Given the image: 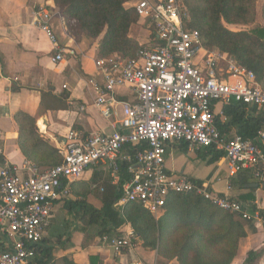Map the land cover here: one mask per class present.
<instances>
[{"label": "built area", "instance_id": "2783aa9c", "mask_svg": "<svg viewBox=\"0 0 264 264\" xmlns=\"http://www.w3.org/2000/svg\"><path fill=\"white\" fill-rule=\"evenodd\" d=\"M132 7L151 30L154 42L145 45L137 58L114 54L96 59L102 82L93 77L87 82L96 90L94 105L105 118L113 115L114 104H121L120 130L87 135L71 131L60 149L63 160L54 167L40 170L27 161L21 167L6 164L0 169V264L33 260L34 245L47 233L55 202H65L71 183L98 164L106 166L112 184H119L121 162L128 163L130 178L115 203L121 213L127 202H136L157 217L170 193L193 190L264 229V216L258 211H248L240 200L165 168L166 149L173 143L220 152L232 175L264 163L260 147L264 126L251 139L228 136L217 128L214 109L216 102H238L264 112V91L254 74L218 49L202 46L199 32L184 25L188 19L184 0H135ZM55 13L48 3L40 4L33 23L51 43L55 51L51 61L58 64L64 62L68 50L59 45L53 30ZM122 86L131 90V100L115 99V90ZM128 146L137 149L124 153ZM119 233L105 234L99 240L115 254L134 250L137 234L130 229Z\"/></svg>", "mask_w": 264, "mask_h": 264}, {"label": "trees", "instance_id": "16d2710c", "mask_svg": "<svg viewBox=\"0 0 264 264\" xmlns=\"http://www.w3.org/2000/svg\"><path fill=\"white\" fill-rule=\"evenodd\" d=\"M133 0H53L62 12L68 32L75 38L85 36L99 39L98 51L101 58L120 54L125 59L137 58L139 51L153 43L152 33L145 44L130 37L132 25L139 21L136 10L126 6ZM188 19L186 28L195 29L200 34L205 49L216 48L232 58L239 66L251 71L256 82L264 91V0L261 5L262 25L249 29L232 30L229 26L253 24L257 16V0H184ZM223 122L217 119L221 132L232 128L242 138H253L264 126V112L256 108H246L238 102L223 105ZM17 125V145L22 155L40 170L54 167L63 160V153L43 138L36 126V116L24 111L14 115ZM145 145L138 146V148ZM264 154V144L260 145ZM136 146H128L125 152L133 154ZM213 160L221 153L210 150ZM121 180L111 184L104 178L103 191L96 195L101 206L87 201L89 183H97L96 173L90 182L72 183L75 201L66 202L74 218L79 221L82 234L81 247L93 240L88 232L96 228L95 236L101 237L112 231L119 233L128 224L137 234L141 246L156 252L157 264L175 259L178 264H231L237 254L239 240L246 235L242 218L225 211L203 198L195 191L170 193L163 208L164 213L157 218L136 202H127L121 213L115 203L122 196V185L126 179L128 163L121 162ZM257 172V174H256ZM244 187L250 182L264 185V163L252 169H243L235 174L231 183ZM264 216L263 209L253 208ZM36 255L27 264H78L69 257L54 258V246L45 240L34 245ZM253 252L248 253L247 263L252 261ZM89 264H103L99 256H90Z\"/></svg>", "mask_w": 264, "mask_h": 264}, {"label": "crops", "instance_id": "0c3cea01", "mask_svg": "<svg viewBox=\"0 0 264 264\" xmlns=\"http://www.w3.org/2000/svg\"><path fill=\"white\" fill-rule=\"evenodd\" d=\"M134 2L135 0L125 5L133 6ZM43 3H48L56 11L52 27L59 45L69 51L64 54V62L58 64L51 61L55 52L51 43L33 23L37 6ZM150 33L151 30L140 19L129 31L130 37L140 44L148 42ZM98 42L99 39L85 36L77 39L71 35L65 26L62 12L53 0H0V169L6 164L21 167L28 161L17 145L18 133L14 115L20 110L36 116L38 131L59 150L71 131L87 135L96 131L112 134L120 130L121 104H114L113 115L105 118L94 105L96 90L87 83L92 77L97 82H102L101 73L95 65L96 59L101 58ZM115 99L118 102L131 100L132 92L126 86L119 87L115 90ZM223 105L214 104L216 125L217 119L221 122L225 120ZM222 133L228 136L237 134L234 128L228 133ZM210 150L213 149H190L185 143L170 144L165 153V168L174 174H184L195 183H207L213 192L240 200L248 211L253 208L264 210V185L257 183V188L250 187V184L256 183L250 182L239 187L236 182L231 183L235 174H230L228 162L223 157L213 160ZM94 173L98 182L89 183ZM127 175H130L128 171ZM107 177L110 179L106 166L98 164L85 170L74 182L76 185L88 182L90 192L87 201L99 207L101 201L96 192L103 187V179ZM77 199L70 185V196L67 200L63 203L55 202L49 227L43 238L49 245L54 246V258L66 256L78 264H89L90 256H99L103 264L158 263L156 252L143 248L139 238L134 250L115 254L109 246L100 242V237L95 236L94 227L88 229L93 236L92 242L81 247L79 221L66 206V202ZM58 212H62L60 218H57ZM163 213L164 210L158 216ZM242 223L246 235L239 240L237 254L231 264H264L263 227L243 219ZM121 229L132 230L128 224ZM108 235L120 233L112 231ZM249 252L254 255L252 261L247 263ZM164 264L178 262L173 259Z\"/></svg>", "mask_w": 264, "mask_h": 264}, {"label": "rangeland", "instance_id": "374dc122", "mask_svg": "<svg viewBox=\"0 0 264 264\" xmlns=\"http://www.w3.org/2000/svg\"><path fill=\"white\" fill-rule=\"evenodd\" d=\"M262 2L263 0H257V16H256V20L253 24H250V25H246V26H229L228 25V28L232 29V30H239V29H249V28H252V27H255L257 25H262L263 24V21H262V18H261V5H262ZM216 105H221L220 102H216ZM62 216V212H58V217L57 218H60ZM69 219L71 218L70 216H68Z\"/></svg>", "mask_w": 264, "mask_h": 264}, {"label": "water", "instance_id": "95a60500", "mask_svg": "<svg viewBox=\"0 0 264 264\" xmlns=\"http://www.w3.org/2000/svg\"><path fill=\"white\" fill-rule=\"evenodd\" d=\"M250 187H258V184L257 183H254V184H250L249 185ZM127 264H135L134 262H129V263H127Z\"/></svg>", "mask_w": 264, "mask_h": 264}]
</instances>
